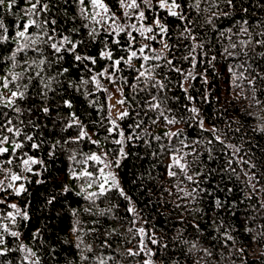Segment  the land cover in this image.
<instances>
[{"label":"trees","instance_id":"1","mask_svg":"<svg viewBox=\"0 0 264 264\" xmlns=\"http://www.w3.org/2000/svg\"><path fill=\"white\" fill-rule=\"evenodd\" d=\"M50 2L56 4L58 32L83 40L78 52L97 57V63L85 61V68L62 53L65 58L49 66L54 56L43 43L12 61L7 58L23 39L0 43V78L23 76L7 88L0 80V97L6 101L3 90L25 92L16 99L19 113L0 104V123L6 112L15 127L33 136V141L23 134L12 137L25 146L16 150L11 164L4 163L8 154L0 155V181L13 184L0 191V264H264V44L257 43L264 41V0H234L235 8L224 0H179L185 20L158 8L159 0H151V11L102 0L115 13L116 25L136 37L130 49L126 32L116 37L119 45L112 42L108 33L114 25L102 9H96L101 22L92 20L89 0L86 15L72 0ZM29 6L25 0L11 11L7 2L0 6L9 35L28 19L21 9ZM138 11H145L143 21ZM157 17L169 31L155 40L130 28L155 29ZM93 28L95 37L89 36ZM29 34L43 39L39 29L30 28ZM105 42L113 59L123 57L119 69L99 57ZM143 45L149 47L141 54ZM132 50L137 57L125 63ZM157 55L161 59L151 58ZM65 67L69 71L57 76ZM105 68L98 85L92 82ZM50 77H56L51 90L44 87ZM45 106L49 113L42 111ZM123 112L128 115L121 118ZM81 130L86 135L77 140ZM32 143L41 146L32 149ZM25 153L37 160L28 166L31 172L22 164ZM91 155L101 159L89 160ZM85 171L93 175H82ZM9 172L22 179L6 178ZM109 173L116 184L109 178L101 193ZM21 184L25 191L16 195ZM88 193L97 195L89 199Z\"/></svg>","mask_w":264,"mask_h":264},{"label":"snow or ice","instance_id":"2","mask_svg":"<svg viewBox=\"0 0 264 264\" xmlns=\"http://www.w3.org/2000/svg\"><path fill=\"white\" fill-rule=\"evenodd\" d=\"M6 2H7L8 10L11 11L13 9V7L17 4L18 0H0V6L5 5ZM72 2L78 3L81 6V15H86L87 8L84 7L85 0H72ZM224 2L229 7H232V8L236 7V3H234V0H224ZM25 3H27L30 6L27 8L21 9V11H23L25 17H28V19H26V21L23 23L22 27L19 23L16 24L15 27L19 30L15 31L14 35H9V29L5 25V22L2 18L3 13L0 12V43L14 41V40H16V38H21L24 41V43L18 45V47L15 49V51H13L7 59H10L12 61H16L17 53L22 52L25 49L32 47L33 45H37L38 43H43V44H46L52 50V53L54 56V60L48 61L49 66H51V64L53 62H58L60 60H63L65 58V56L63 54L71 55L74 61L79 62V64H83L85 68L88 67L87 64H84L85 61L90 62L92 65H95L97 63V57L87 55V54L81 55L78 52V48L80 47V45L84 44L83 40L74 41L69 35H62V33L58 32V20L55 18V14L53 13V8L56 7L55 3H51L50 0H34V2H33V0H25ZM64 3H68V0H64ZM89 3L91 4L92 9H93L92 20L95 23L99 24L101 22L100 20L97 19V17H99L101 15V13H100V11H96V9H102L103 13L107 17V19L111 20L112 25H114L112 32L108 33L109 35L113 36L112 42L114 44L119 45L120 40L116 39V37H118L120 35V33L126 32V35L128 36V49L132 48L133 47L132 42L136 39V37H134L132 35V31H127L125 29V27H123L121 25H116L115 13L110 12V9L102 2V0H89ZM117 3L122 8L130 9V10H139L141 5H144L145 8L148 9V11L152 10L151 0H130V2H126V0H117ZM157 7L160 9L167 8L169 16L177 17L178 19H181V20L187 19L186 15H185L184 8H183L182 4L179 2V0H159V4L157 5ZM242 10L245 13L248 11L247 8H243ZM225 14L227 15V13H225ZM124 16L129 17V12L125 11ZM33 17H37V18L43 17V18L38 21V19L33 18ZM137 19L143 21L145 19V11H138ZM190 22L191 21H189V23ZM246 22L247 21H245V23ZM153 23L156 25L155 29L151 26H142L141 28H137L136 24H132L130 26V28L134 31L139 32V34L141 36H144L145 39H152V40L156 39L157 34L167 33L169 31L167 25L162 22L161 18H158V17L154 18ZM84 27H87V25H84ZM30 28L39 29L43 33V39L39 35H30L29 34ZM157 30H158V32H157ZM70 31L76 32V31H78V29L73 28ZM146 33H150L152 35L151 36H145ZM56 35H61V39L57 41ZM95 35H96V30L93 28L89 32V36L95 37ZM257 43L258 44H264V41H257ZM148 47H149L148 45L141 46L139 48V52L141 54H143L145 52V49ZM164 47L168 48L169 45L164 44ZM232 47H235V45H232ZM107 48H108V46H107V43L105 42L104 49H102L100 51L99 57L102 59L111 60L113 62L112 66L115 69H119V66L121 65V63L123 61V57H121L119 59H113V52L111 50H107ZM128 49H122V51H127ZM229 55H232V53H229ZM244 55H247V53H244ZM136 57H137V51L132 50L130 52V56L128 57V60L124 61V62L130 63L131 60L133 58H136ZM151 58L155 59V60L161 59V57L159 55L151 57ZM187 58L188 57H185V59H187ZM143 59L148 60V59H150V57L147 55H144ZM212 59L214 60L215 57H213ZM32 63L36 64V61L34 60ZM167 63L171 64L172 61L168 60ZM209 63H211V61H209ZM39 64L40 65L45 64V60H43V59L40 60ZM15 66H16V64L13 63V67H15ZM142 67H143V65H142ZM88 70L91 71L90 68ZM41 71H43V69H41ZM68 71H69V69L67 67H65L61 71L57 72V76L63 75L64 73H67ZM107 72H108V69L105 68L103 71L98 72L96 76H92L91 81L96 82L98 85L97 76H104V75H106ZM35 75L37 77H39L40 72H37ZM140 75L143 76L144 72H140ZM21 78H23L22 74H13L11 80H9L7 76L0 78V80L3 81V87L7 88L10 83H12L13 81L19 80ZM109 78L111 79V76ZM28 79H32V77H28ZM55 79H56V77H50L49 82L47 84H44V87L51 90L50 89L51 81L55 80ZM82 82L84 84H87V83H89V80H82ZM25 88H27V85H25ZM40 95L47 97V93H45V92H41ZM24 96H25V92L12 91L11 96L8 97L6 101L3 97H0V104H3L4 106H12L13 110L15 112L19 113L21 111V109L18 106H16V99H23ZM63 103L65 106H67L69 108L72 107L71 103L67 100H65ZM119 103H123V101H119ZM42 111L44 113H49L50 109H49V107L45 106L42 108ZM192 111L195 112L196 109H192ZM2 115L6 119L4 120V122L0 123V145L11 143L13 145V148H12V151L10 152L7 147L0 146V155L8 154L9 158L6 161H4V163L11 164L12 163V157L15 156L16 150L22 149L25 146L23 142H17L16 140L12 139V137H20L23 134L24 138L27 141H33V136L28 135L27 133H22L21 129L15 127L13 125L12 119L8 118V113L5 112V113H2ZM127 115H128L127 112H123L120 114V117L123 118L124 116H127ZM72 118H73V120L76 119L74 113L72 114ZM169 122L171 123L172 121H169ZM29 123L32 124L33 121L30 120ZM112 123L115 125L114 121ZM108 131L112 132L113 129L109 128ZM4 133H9L11 135H4ZM85 135H86V133L83 130H81L79 137H77V140H79L80 138H83ZM119 135L123 137L124 133L120 132ZM173 135H175V134H173ZM217 139H219V138L217 137ZM116 142L121 143V141H119V140ZM94 143H96V142H94ZM40 146L41 145L38 143H32L30 145V147L32 149H38V148H40ZM24 155L27 158L22 160V164L27 168V170L29 172H31L32 169L28 166L30 164H36L37 160L31 156H27V153H25ZM88 159L94 160V161H99L101 159V157L97 156V155H91L88 157ZM175 163L179 164V161H175ZM180 166H181V168L184 167V165H180ZM101 173L103 174V170H101ZM82 175L91 177L93 174L85 171L84 173H82ZM169 175H175V173L169 172ZM6 178H10V180H12V181H19L22 179V177L20 175L15 174V173H11V172L8 173ZM109 178L111 179L113 184H116V177L113 176L111 173H109L108 177H104V183H102L100 185L101 193H103L104 184L108 183ZM188 179H191V177H188ZM89 186H91V185H89ZM116 186L118 187V185H116ZM12 188H13V184L9 183V184H7V186H4V182L0 181V191L6 192L8 189H12ZM24 191H25V188H24L23 184H21L19 187L15 188V194L16 195H20ZM96 195H97L96 193H88L87 198L91 199L93 196H96ZM120 195L125 196L127 198L126 193L123 191V189H120ZM0 203H3V201H0ZM49 203H51V201H49ZM219 204H220V202L217 201L218 206H219ZM10 207L13 209H16L17 205L12 204V205H10ZM129 211L131 212V211H133V209L129 208ZM17 214L21 215L22 219H24V220L28 219V214L26 211L18 210ZM8 217L13 219V221L15 220V216L12 213H8ZM74 230H75V228H74ZM5 231H7V226H5ZM139 231L143 232L144 230L140 229ZM10 234L14 237L19 235L17 232H11ZM2 243H4V241L2 238H0V244H2ZM151 243L158 244L159 241L153 239V240H151ZM164 248H167V245H164ZM3 254L4 253L0 252V255H3ZM131 254H136V253H131ZM84 259H86V257H84ZM37 264H39L38 261H37Z\"/></svg>","mask_w":264,"mask_h":264},{"label":"rangeland","instance_id":"3","mask_svg":"<svg viewBox=\"0 0 264 264\" xmlns=\"http://www.w3.org/2000/svg\"><path fill=\"white\" fill-rule=\"evenodd\" d=\"M1 92H2L3 96L6 98V100H7L8 97L11 96L6 90H3Z\"/></svg>","mask_w":264,"mask_h":264}]
</instances>
